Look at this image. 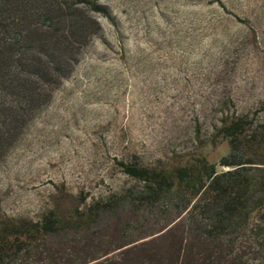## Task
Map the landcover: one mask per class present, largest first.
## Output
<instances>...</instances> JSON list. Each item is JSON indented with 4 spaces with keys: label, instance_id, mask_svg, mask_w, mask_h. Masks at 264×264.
I'll list each match as a JSON object with an SVG mask.
<instances>
[{
    "label": "rangeland",
    "instance_id": "374dc122",
    "mask_svg": "<svg viewBox=\"0 0 264 264\" xmlns=\"http://www.w3.org/2000/svg\"><path fill=\"white\" fill-rule=\"evenodd\" d=\"M99 4L108 14L89 13L99 30L62 62L63 78L40 80L15 69L27 85L24 96L0 92V114L8 117H0V228L48 212L66 219L73 210L140 193L144 185L120 163L163 171L203 158L223 172L218 162L229 145L217 131L229 117L252 120L250 129L264 125V0ZM178 213L144 215L124 206L98 234L110 238L117 225L141 219L145 225L133 233L140 237ZM256 224L264 233L255 212L246 236ZM246 251L249 264H264V241ZM37 257V264H69L68 255Z\"/></svg>",
    "mask_w": 264,
    "mask_h": 264
},
{
    "label": "trees",
    "instance_id": "16d2710c",
    "mask_svg": "<svg viewBox=\"0 0 264 264\" xmlns=\"http://www.w3.org/2000/svg\"><path fill=\"white\" fill-rule=\"evenodd\" d=\"M99 1L0 0V92L24 96L27 85L15 69L40 80L53 74L63 78L62 62L71 61L99 30L89 13L108 14ZM33 49L35 60L27 62L25 54ZM0 117L8 118L5 113ZM252 126V120L229 117L217 131L229 145L228 155L218 162L227 169L223 172L203 158L163 171L120 163L125 175L144 185L140 193L73 210L66 219L48 212L37 222L2 225L0 264H37L35 255L53 261L68 255L69 264H249L247 247L264 241L260 224L251 227V238L245 235L252 213L264 223V125ZM196 197L203 198L200 205L191 204ZM124 206L144 215L179 213L140 237L133 233L145 225L141 219L117 225L110 238L98 234L109 231L106 220Z\"/></svg>",
    "mask_w": 264,
    "mask_h": 264
}]
</instances>
